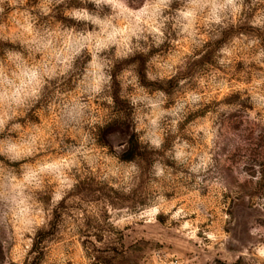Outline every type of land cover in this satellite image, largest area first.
<instances>
[{"label":"rangeland","instance_id":"rangeland-1","mask_svg":"<svg viewBox=\"0 0 264 264\" xmlns=\"http://www.w3.org/2000/svg\"><path fill=\"white\" fill-rule=\"evenodd\" d=\"M151 2H0V59L29 30L112 25L0 133L36 137L0 169L54 164L26 224L0 201V264H264V0Z\"/></svg>","mask_w":264,"mask_h":264},{"label":"clouds","instance_id":"clouds-1","mask_svg":"<svg viewBox=\"0 0 264 264\" xmlns=\"http://www.w3.org/2000/svg\"><path fill=\"white\" fill-rule=\"evenodd\" d=\"M103 2L110 3L111 0H103ZM183 2L197 16L206 14L212 7L210 0H183ZM119 3L133 14L141 11L145 5H148L149 10L161 7L153 5L151 0H143V3L135 7L131 6L128 0H119ZM115 13H119V8H116L110 17L113 22L117 19H124L123 16L117 17ZM72 18L82 19L79 16ZM88 19L96 26L91 39L88 38V33H79L75 30L51 31L46 35L29 30L27 38L22 41L30 53L29 57L19 52H8L5 58L0 59V133L4 132L8 123L19 114L21 109L30 108L40 98L49 80L65 74L84 52L89 49L95 52L97 38L108 40L112 25L101 22L99 18L88 16ZM36 56L40 59L34 61L33 58ZM89 63V74L97 82L91 90L98 91V84L102 77L98 72L91 71V62ZM221 63L223 64L224 61ZM19 128V124L13 125V129ZM35 140L34 136L29 142L24 143L11 138L2 139L0 140V155L12 164L19 163L36 152ZM53 166L51 160H45L21 165L19 174L14 169H0V201L9 204L13 216L19 217L21 223H27L24 216L32 208L31 193L42 183L43 174Z\"/></svg>","mask_w":264,"mask_h":264},{"label":"built area","instance_id":"built-area-1","mask_svg":"<svg viewBox=\"0 0 264 264\" xmlns=\"http://www.w3.org/2000/svg\"><path fill=\"white\" fill-rule=\"evenodd\" d=\"M169 264H178L177 262H171V263H169Z\"/></svg>","mask_w":264,"mask_h":264},{"label":"trees","instance_id":"trees-1","mask_svg":"<svg viewBox=\"0 0 264 264\" xmlns=\"http://www.w3.org/2000/svg\"><path fill=\"white\" fill-rule=\"evenodd\" d=\"M35 252V251H34Z\"/></svg>","mask_w":264,"mask_h":264}]
</instances>
